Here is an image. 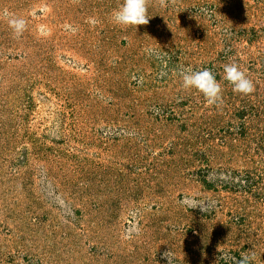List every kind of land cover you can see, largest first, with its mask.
I'll use <instances>...</instances> for the list:
<instances>
[{"label":"rangeland","instance_id":"rangeland-1","mask_svg":"<svg viewBox=\"0 0 264 264\" xmlns=\"http://www.w3.org/2000/svg\"><path fill=\"white\" fill-rule=\"evenodd\" d=\"M122 2L0 0V264H264V0Z\"/></svg>","mask_w":264,"mask_h":264},{"label":"clouds","instance_id":"clouds-1","mask_svg":"<svg viewBox=\"0 0 264 264\" xmlns=\"http://www.w3.org/2000/svg\"><path fill=\"white\" fill-rule=\"evenodd\" d=\"M149 17L147 0H123L121 5L111 13L112 22L115 25L124 27L136 28L138 25L147 24ZM91 23L95 24L96 21L93 20ZM10 25L19 34L25 27V21L22 19H11ZM223 72V80L232 85L233 91L243 95L251 94L254 91L252 80L248 78L247 74L237 64L224 65ZM179 75L183 89L198 91L208 105L215 106L222 103V85L210 68H202L200 70L186 68L181 70ZM181 202L190 208L198 205L193 203L192 198L188 197H185ZM165 255L168 256L167 253ZM223 258L230 260L231 264H253V256L251 254H244L236 260L229 253H225Z\"/></svg>","mask_w":264,"mask_h":264}]
</instances>
